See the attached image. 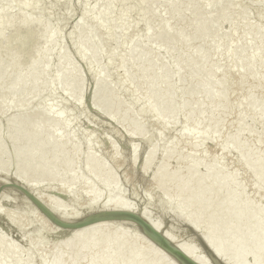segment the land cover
I'll list each match as a JSON object with an SVG mask.
<instances>
[{
  "label": "bare ground",
  "instance_id": "bare-ground-1",
  "mask_svg": "<svg viewBox=\"0 0 264 264\" xmlns=\"http://www.w3.org/2000/svg\"><path fill=\"white\" fill-rule=\"evenodd\" d=\"M155 1L156 0H153L152 3L146 4L137 2L134 4L129 3L127 4L128 6L121 10L115 9L116 11L110 7L112 6L111 4L108 5L109 7H106L104 12L107 13L108 16H115L118 14H124L128 16L129 14L131 15L132 12L138 11L142 12L141 16H152L154 21L160 22L159 26L151 28V35H149L150 27L148 25L143 27V33L147 34L146 41L142 44L137 43L135 40L132 41L131 45L125 50V55L122 62L125 64L127 61H131L135 54L143 53L148 47L153 46L156 42H164L166 44L165 48H162L163 51L159 50L155 54H147V56L136 62H133V67L142 72L144 68L149 65H155V63L157 64L161 61L175 59L177 55L175 48L184 46V27L186 25L194 24L198 32H206L207 45L199 50L190 49L187 52L188 56L185 57L181 63V68L184 71H189L196 64H194V62H200L199 65L201 69H211V73L214 75V77L212 78V81L205 86L204 94L199 97L193 96V99L189 105L185 106L183 109L174 110L173 106L175 103L184 99V90H186L188 84H190V87L194 89L200 88L203 85V82H205L204 77H206V73L204 72L192 79L190 75L172 72L171 70H152L145 75H141L143 81L142 85L135 89L132 96L124 103L125 111L123 114L117 116L116 120L111 118V115L113 112H116V109H120L122 107V103L117 99L112 104L107 105L103 111H98L99 102H95V100L98 98L95 97L91 101V97L88 100V108L97 114L98 119L96 122H94V124L87 125V128L99 132L103 128L104 124L107 123L110 127H114V129H116L117 135L111 137L110 141H108L106 138L96 140L93 137L83 143L80 140H74L73 142L61 148L60 151L64 149L65 151L72 153L71 146L77 143L78 146L80 145V147L75 150V153H77L80 148L82 149L90 142L89 145L97 144L100 146V148H104L106 150V153L101 152L100 150L93 151L92 156L90 155V158L89 156L81 158L78 157L79 166L85 170V173L83 172L82 175L83 178L75 177L76 173L73 175L72 169L75 168L74 166L69 167V173L66 175L55 174L57 170L65 169V167L60 168V165L65 163L63 159H66L70 153H66L65 155L55 154L52 158L47 156V150L39 152L38 146L37 148L30 146L31 141L34 138L29 136V133L32 130H34L36 134L39 135L44 132L49 134L42 145L47 143L53 136L58 138V141L56 140L57 143L64 138V131L49 128L43 124L28 127L25 134L29 136V138L27 137L28 139L25 138L23 140L22 138L25 134L19 138L20 149L13 155L11 164L2 172H0V198L6 193L12 194L17 205L25 209L26 217L30 223L34 224V215L36 214V211H38L41 215H43V218L45 219L46 223L51 226L52 230L57 231L60 238L66 236L69 237V242H57L54 247L50 248L53 249L58 247L61 250H64L67 255L71 256L70 259H65L64 264H82L78 262L80 260H83L85 262L84 264H125V262H127V264H140L142 260H145L144 264H153V255L145 253L148 251H157L161 253L163 259L166 260L168 264H176L175 262L168 260V252L169 254H172L171 252H173L178 257V259L176 257V260L179 262V264H189L180 255V253L176 251V245L179 248L184 249V251L190 255V259L199 261L201 264H203L202 258L203 260L210 261L211 264H221L220 261L225 264H229V262H231V264H246L251 259V255L245 254V249L247 251V249L251 247V253L257 254L260 252L259 244L262 243V248H264V234H258L255 236L257 231L264 233V213L261 210L259 211L257 225L253 228L243 230L235 237L236 240L241 235H243L245 239L252 240L255 244H241L233 251V253L228 255L225 254V256L228 257L227 260H225L224 256L217 255L216 251L210 247L208 241L205 239V235H210L215 240L219 248L227 246L229 242H219L221 231L231 225H241L245 217L240 213L233 215L224 214L221 212H210L204 218H200L199 212L204 207V204H206L207 200L210 197L215 196L223 186L234 185L233 187H229L227 192L219 199L218 207L222 208L230 204L235 208H240V210H246L250 206L246 203L247 201L244 197H241L237 201H232L235 193L245 190L242 185L235 184V181L238 178L244 181L248 179L250 181L249 191L252 190L257 194L261 193L260 195L264 197V162L248 160L249 145L239 135L233 136L234 144L231 148L228 150H224L222 148L218 149V144L216 142H219L221 137L220 135H217V133H221L219 126L223 123L222 121L225 118V115L226 118L228 117L230 113L229 109L226 113L224 110L223 114L218 116L214 114V112H201L193 117H189L187 120L184 119V115L196 105L206 103L210 106H215L219 100H222L221 96L218 98V94H216L218 93L217 91H221V89L234 78L244 79L254 83L264 82V73L249 71L252 65L256 63H262L264 61V50L258 51V47L260 46L261 42L264 41V35H262L260 27V20L256 21L255 25H251L250 27L244 29L242 28V25L248 20V12H244V14H242V16L237 21L236 25L229 28L226 33L219 35L220 28L225 25L227 26L230 23L231 18H217V20L209 26L206 23V20L218 15L225 9L230 10L233 0H218L215 4H213L214 7L211 10L201 7L198 8L192 15L182 14L179 17L178 29H174L173 26L167 20H164L162 16L152 14L151 11L153 10L152 8ZM185 1L187 3L192 2V0ZM197 1L199 2L200 0ZM8 2L12 3L11 8L6 12H0V24L3 26L0 27V33L7 31L9 38L14 36V34L19 31L22 26L32 25L34 21L39 22L43 20L44 31H47V25L49 23H52L55 27V35H53L52 31H47L48 39L39 42L38 55L34 57L35 63L33 64L32 60H29L24 66V68H31L34 67L37 62V67L42 68L46 65L49 66V70L47 69L42 75H38L37 77H28L23 82L25 84L28 82L31 85V80H33L35 85H39L40 82H43L47 76L55 72L60 64L62 57L56 54L63 48L64 45L63 36H65V27L68 17L65 12L59 11L60 2L55 0H0V6L6 5ZM263 3L264 0H257L255 6L261 5ZM52 4L56 5L54 9L47 7V5ZM26 5H31V7H27ZM37 5H39V7H37ZM171 11L175 12L176 8H172ZM262 14H264V10ZM201 16H203V18H201ZM48 17H55V19L50 21ZM80 24L81 22L77 24L78 28L80 27ZM36 27L40 28L41 25L36 23ZM128 34V31L124 33L125 39ZM175 35H177L176 41L173 40V36ZM137 36L138 35L135 34L132 37L137 38ZM235 36H238L240 39L248 38L251 40V43H234L233 41ZM87 40H98L95 28L90 30ZM191 40L197 41L198 36L194 35ZM121 47V40H117L113 45V48L117 50ZM232 49L238 51L244 50L249 54L244 58L231 56L229 58L222 59V61L219 63H213L210 59V57L216 52ZM84 52L85 51L83 50L82 53ZM2 54L10 57L5 61V63L1 65L3 69L10 67L11 73L19 69L20 71L24 69H21L15 62L14 63L17 65V67H11L13 58L10 51V39H5L0 36V55ZM55 56H57L58 59L56 60V67L53 68V58ZM106 57L107 56L105 54H102L101 56V58ZM99 60L100 58H98L97 55H92L87 60H83L84 62L82 65L95 67ZM230 62L237 63L235 70L229 72L228 74H222L221 72L223 67ZM122 66L123 68L119 73L121 80L128 78L129 70L132 67L130 65L124 66L123 64ZM80 68V66L79 68L76 67L74 68V71L78 72ZM100 68L101 71L107 70L106 64H102ZM240 68H243L244 71H239ZM10 75L7 78L8 81H11L14 78ZM94 76L95 73L90 71L84 76L78 78L77 82L75 83L65 81H60L59 83L55 82L52 86L58 85L63 90L71 91L75 94V97L71 101L62 104L58 109L47 108L44 110L35 111L34 108H30L23 115L16 117L15 123L17 121L22 122L29 116H33L39 121L45 120V124L52 123L53 120H56L60 116L63 109L67 106L78 107L82 104L84 80L92 79ZM225 77H227L226 81ZM162 79L169 80V86L164 94H161L156 98L154 96L155 83ZM2 80L3 78L0 76V82ZM176 90H178V93L175 97L172 95V92ZM106 92H108V94ZM98 93V96L102 93H106L108 95L104 98L106 99L112 94V97L119 95L121 93V87L119 84L116 85L110 83L105 85ZM139 99H142L145 103L153 102L155 100L154 103L156 108L152 119L155 124L161 123L165 119L171 118L169 116H172L170 126L166 127L168 131L183 123L191 124V128H189L187 132H181L177 138L185 137L188 139H195L197 143L190 147V156L177 160L178 164L186 162L184 169L174 170L173 174L168 179L161 180V177L164 176L167 170L165 162L161 163L160 165H153L149 160H146L141 162L140 165L138 164L139 153L143 152V150L139 149V146H137L138 151L136 147V153L138 154V156H136L137 159L133 158L135 148L132 147L136 145H131L130 147L125 148V151L128 152V154L125 153L124 148L123 152L121 149L113 146L119 137L120 139H126L129 141L131 140V137H134L141 143L153 138V135L149 134L147 131L143 133L141 129H137L136 131H132L130 129L127 130V127L125 126H141L140 122L137 120L131 122L127 120L132 112L133 105ZM255 101V96L247 97L246 103L249 105L250 109L248 113L242 115L239 118L238 127L240 130H247L256 124L258 128L253 134V137L259 139L264 136V120L258 119L262 112V104L256 105ZM21 107L22 95L21 93H16V100L10 106V108L4 111L3 117L6 118V114H9L12 110H17ZM158 107L160 109L159 112H157ZM171 113H178L180 117L179 121L173 119V114ZM157 116L163 118L158 119ZM121 117H125L124 121L126 119L127 122L121 123L118 121V119ZM73 119L75 118L69 117L66 120L67 122H71ZM84 120V118H81V122H79L84 124ZM215 124H218V128L213 129V131L210 129V125ZM77 132L83 133L84 130L78 129ZM58 133L62 134V138L58 137ZM248 133L250 134V132ZM6 135H9L8 132ZM224 139L227 140L228 137H224ZM212 148L215 150L217 149L222 155L228 151L234 152L235 156H232L235 158H232V156L230 157V154L229 159L231 158V163L234 159L233 165L237 168H240L238 172L221 171V159L209 166H199V162L208 156ZM34 149L38 151L40 155L44 154L45 156L46 154L45 159L48 161L60 160V162L51 170H48V168L45 167L43 163L37 164L41 170H35L34 172L33 166L30 164V161H32L34 157H38V153L37 155L32 156V151H34ZM175 149L176 148L174 145L165 148L162 153V159L167 161L169 158L173 157L175 154ZM218 151L217 153H219ZM97 154L100 158H103V154H106L108 157L110 155L113 159L110 160L116 163L119 162V170L113 172L114 176H111V174L108 175L107 182H104L102 185L97 184L103 179V177H106L105 173L107 169L110 171L111 167L102 164L100 162L101 160L97 162ZM225 155L227 154L225 153ZM19 156H22L23 158L21 160H16L15 157L18 158ZM22 166L23 168L28 166V168L25 167L26 169L23 171V173H21L23 169ZM136 166H140V170H137ZM127 167L129 168L128 172L133 175L132 179H137V181H139V187L142 186L149 188L150 185L151 187L154 185L155 193H145V195L143 192H140V190L136 189V185L132 184L130 181L124 182L122 178V172L124 169H127ZM40 172L42 175L41 177H38L37 181H34V178L29 175L32 173L38 174ZM51 173L57 176L55 177L56 182L54 185H51L46 180L48 178V175L46 174ZM177 176L183 177L184 179L191 181V183L188 184L181 181H175L174 178ZM153 177H155V179H153ZM90 178L94 179L96 184L91 183ZM113 178H116L120 183V187L117 188L116 193H114L117 194L116 196L108 192L106 187L108 184H110V182H114L111 181ZM27 179L34 181L35 184H28L26 182ZM39 182H45V184ZM95 186L97 187L95 188ZM33 190L37 192L34 195L32 194ZM163 190H170L171 193L165 197L161 194ZM183 199H186L185 202H182ZM124 202H129L130 204H128L131 205V207H124ZM70 203H72L74 206L73 209H69L70 214L63 215L59 212L63 210H61L58 206H62L63 209L66 210V205ZM261 204L264 207V200L261 202ZM142 205L145 206L142 216L148 219L156 227V229L158 228L161 231L158 236L152 235L151 232H148L144 225L139 223L133 216L129 215L130 212H136L137 215H140V212L143 209ZM45 206L48 207L46 208L47 211H51L56 216H62L61 219L64 221H85L73 225V228L58 225L45 213ZM206 208L211 209L212 205L206 204ZM91 219H93L92 222L89 221ZM87 221L89 222L86 223ZM83 225H85L86 228L92 226V229L89 232L90 234L87 236V238L83 237L85 235L81 229ZM85 227H83V229ZM212 227H215L216 231L212 234H207L209 229ZM12 231L13 230L11 229L4 231V228L2 229V226L0 225V232L6 236L7 234L10 236ZM75 231H77V234L72 236ZM142 231H147L149 233L151 236L149 238H152L151 240L156 242L155 246H149L146 243L140 242L135 236H133V234H141ZM162 233H165L173 240L172 243L174 246L160 236ZM129 235H131V237H129ZM184 238L189 239L190 242H178L179 239ZM18 244H21L20 241ZM90 244L93 245V247H91ZM22 245L27 248L24 243H22ZM86 245L89 246V248H87L88 250L84 249ZM139 252L145 254L140 257L138 256L140 255ZM33 256H35V258L32 264H47V262L50 260L51 263H48L54 264L59 259V257L55 255V262H53V258H51L52 256H48L42 260L43 262L37 263L36 255L33 254ZM259 260L260 257L255 259L256 262Z\"/></svg>",
  "mask_w": 264,
  "mask_h": 264
},
{
  "label": "rangeland",
  "instance_id": "rangeland-1",
  "mask_svg": "<svg viewBox=\"0 0 264 264\" xmlns=\"http://www.w3.org/2000/svg\"><path fill=\"white\" fill-rule=\"evenodd\" d=\"M55 1L60 2L59 11L65 12L67 17H68L66 27H65V36H63L64 45H63V48L56 54V55L62 57L60 64L57 67V70L55 72H53L52 74H50L49 76H47L45 78V79H48L49 81L50 80L51 81H50L49 86L46 89L47 92L44 95H42L41 98H40V96L38 97V95H39L38 88H37L38 85L36 86V89L29 88L26 91L23 90L21 92L22 107L17 109V110H12L9 114H7V117L3 119L4 111L6 109L10 108V106L16 100V93L18 92L17 91L18 87L21 88L24 80L28 77L21 80L18 84V87L11 90V92L15 96V99L8 104V107H6L5 110L1 111L2 120L4 122L10 123L12 120L11 119L12 115L21 111V109L26 104H28L30 106L28 109H30V108L35 109V107H38L40 105H42L41 107H43V105L44 106L46 105L44 109H47V108L58 109L62 104L66 103L68 101H71L75 97V94L72 93L71 91L61 89L58 85H55V86H52V85L55 82L59 83L60 81L61 82L65 81V82L75 83V82H77L78 78L84 76L86 73H88L90 71H93L95 73V76L92 79H89V80L85 79L84 80V91L82 93V101H83L82 104L78 107L67 106L66 108L63 109V111L70 110V113L68 115H66V117L63 120H60V116H61L60 115L56 120H53L52 123L43 124V125L47 126L49 128H54V129H59V130L64 131L65 136L60 141V142H62V141L66 142L67 141L64 146L68 145L69 143L73 142L74 140H80L83 143V142L87 141V139H90L91 137L95 138L96 140H101V139L106 138L108 141H110L111 137L116 136L117 133H116V129H114V127L113 128L110 127L107 123L104 124L103 128L99 132L87 128V125L94 124V122H96L98 119L97 114L88 108L87 102L90 98L88 99L87 94L90 91L92 84L93 83L95 84V82L98 78H101L102 80L107 79V82H109V83H113L116 85L119 84L121 87V93L119 94V96L122 97L124 100L120 101L119 99H117L119 102L122 103V107L119 109V111H116L115 113H119L118 115L123 114L125 111L124 103L132 96V94L134 93V90L139 88L142 85L143 81H142L141 75L142 74L145 75L148 73V71H144V70L141 72L140 70H137L135 67L132 66V63L136 62L134 60H135V57L137 54H135V56L133 57V59L131 61H127L124 64L122 61L124 59L125 50L127 49V47H129L131 45L132 41H134V40L139 44H142L146 41L147 34H144L143 30H142L145 25H148L150 28H155V27L159 26L160 22L154 21L153 20L154 18L152 16L151 17L141 16L142 12H138V11H134L131 13V15L129 14L128 16L124 15V14H118L115 16L114 15L108 16L107 13H105L104 11L106 10V7H109L108 6L109 4H111L113 6V7L112 6H110V7L113 8L114 10L115 9L121 10V9L125 8L126 6H128L127 4H129V3L134 4L135 2H137V3L146 4V3H152L153 0H55ZM174 1L175 0H156L154 2V6L152 8L153 10L151 12L154 15L162 16L163 19L167 20L173 26L174 29H178L179 17L177 19H174L173 16L175 13L180 12L181 15L182 14L192 15V14H194V12L198 8H201V7L207 8L206 5H207V2L209 0H200L199 2L197 0H192V2H189V3H187L185 0H181V2L177 5H175L173 3ZM217 1L218 0H216V2ZM216 2H214L212 4H215ZM256 2H257V0H246V1L233 0V4H232L230 10L225 9V10L221 11L218 15L213 16L211 18L216 17V20H217V18L218 19H225L226 17H230L231 18V21H230L231 26L229 27V25H230V23H229L227 26L225 25L222 28H220L219 31L223 30L225 27L227 29H229L232 26L237 24V21L242 16L241 15L239 18H237L240 14V10H237V9L239 7H243V13L242 14H244V12H248V20L246 23H244L242 25V28H244V29L248 28L251 25H253V23L248 24V22H250V19L255 20V22L260 20V17L262 15L263 10H264V7H262V6H264V3L261 5L255 6ZM8 4H10L9 7H7L6 5H1L0 6V12H6L7 10H9L11 8L12 3L8 2ZM163 5H166V6H163ZM4 6H5V8H4ZM85 6H87V7H85ZM172 8H176V11L172 12L171 11ZM233 12H235L234 16H233ZM82 17H83V23H81L80 27L78 28L77 24L81 21ZM234 17L237 19L234 20ZM201 18H203V16H201ZM208 19H210V18H208ZM208 19L206 20L207 24H208V22H207ZM233 20L235 22H233ZM101 21H102V23H101ZM134 21H136V22H134ZM208 26H209V24H208ZM93 28H95V30H96L98 40H94V41L87 40L89 32ZM184 28H185L184 29V35H185L184 46L175 48L177 51V55H176L175 59L158 62L156 65H160V64L166 65L163 68L159 67V69L171 70L172 72L182 73L184 75H190L189 72H191V69H193V67L189 71L188 70L184 71L181 68V63L183 62V60L177 63L176 62V59L178 58L177 56L178 55L180 56L182 53L186 54L190 49H197V46H199L198 43H200V42H198V40L199 41L201 40V43H203V47L206 46L207 45V39H206V36L204 39L199 38V35L202 32H198L196 30V27L194 24L186 25ZM126 31H128L129 34L127 35V37L125 36L126 37V39H125L124 33ZM115 33L118 34V37L112 41V36ZM224 33H226V32H224ZM135 34L138 35L137 38L132 37ZM194 35L198 36L197 41L191 40V38ZM219 35H220V33H219ZM99 38H100V40H99ZM117 40H121V42H122V47L118 50L113 48V45ZM173 40L174 41L177 40V35L173 36ZM188 40H190V42H191L190 45L187 44ZM242 40L243 39H240L238 36H235L233 42L243 44V42H241ZM160 43L164 44L160 49L153 47V46H156V44H160ZM263 43H264V41H262L260 45H262ZM153 46L148 47L146 51H144L143 53H138V55L139 54L142 55L144 53H145L144 55L155 54L156 52H158L162 48H165L166 44L164 42H156ZM92 47H94L96 50L90 51V49ZM83 50L85 51L84 53H82ZM233 50H235V49L226 50L229 55H226L224 57H220L219 54L222 53L221 51L225 52V50H221V51L213 54L210 57V59L212 60L213 63H219L222 61V59H226V58L233 56L232 55ZM235 51L237 52L238 50H235ZM238 52H243V51L239 50ZM102 54H105L107 57L101 58ZM92 55H97V57L100 58V60L96 64V66L90 67L87 65H82V63L84 62L83 60H87ZM70 56H71V58H69ZM8 58H10V57H8ZM241 58H244V57H241ZM57 59H58L57 56H55L53 58V68L56 67V60ZM2 64L3 63H0V76L3 78V80L0 82V93H2V95H4L3 93H5V89L11 88V86H10L11 82L14 81L16 77L13 80L8 81L7 78L11 74L10 67L7 69H3V67L1 66ZM37 64H38V62L34 65V67L24 68L20 72L26 71V69H29L27 71L32 72V74L29 75V77H37L38 75H42L43 72H45L47 69L49 70L48 65L41 68V67H37ZM102 64H106L107 70L101 71L100 66ZM122 64L124 66H128V65L132 66L131 69L129 70L130 78L128 76V78H126V79H122V80L120 79L119 73L123 68ZM236 65H237L236 62L228 63L227 65H225L223 67V70L221 73L222 74H228L229 72L235 70ZM79 66L81 68L78 70V72L74 71V68H76V67L79 68ZM11 67H13V68L17 67V65L14 63L13 60H12ZM225 67H226V70H224ZM252 67H254L256 69V71H254V72L264 73V61L262 63H256V64L252 65L249 69L250 72H252L254 70ZM199 68H200V66H199ZM200 70H202L206 73V77H211V78L214 77V75L211 73L210 68H205L204 70L200 68ZM149 72H151V71H149ZM133 79L138 82V87L134 86L133 83H135V81ZM42 83L43 82H41V84ZM132 85L134 86L133 88L130 87ZM157 85H158V82L155 83L154 96L156 95V91L158 90ZM168 86L162 94H164L167 91ZM226 86L227 87L230 86L229 87L230 97L228 98V96H226V99H228V100L224 104L223 108L214 110V107L216 105L210 106L206 103H201V104L196 105L195 107L191 108L193 111L197 110V112L193 116H195L196 114L201 113V112H205V113L214 112V114H216L218 116V115L223 114V111L225 109H227V110L229 109L230 113L227 117V123L225 124L223 122L221 124V126H219V128L221 129V134L223 135V138L229 137L233 133L237 132L234 136H237V135L241 136L249 145L248 160H250V161L256 160L258 162L259 161L264 162V136H262L259 139L253 137V134L257 130L258 126L256 124H254L252 127L248 128L247 130H240L238 127L239 118L242 115H245L246 113H248L249 109H250L249 105L246 103L247 97L255 96L256 100H258L260 97H262V99L264 101V95L263 96L260 95L258 93V91H254L250 95H248L247 91H249L250 89H253V88L258 89L259 87H263L264 82L254 83V82H250L248 80L234 78L231 82L227 83L221 89V91L224 90V88ZM200 88H202V87H200ZM200 88H198V89L191 88L194 93L190 94L188 96H186L187 90H184V99L176 102V104H178V108L176 110H180V109H183L185 107V106H180V104L182 103L183 100H185L187 102L186 103V106H187L192 101L193 96H198V97L202 96L204 94V91H203V94H198V90ZM175 92L177 94L178 90H176ZM63 94H66V95L71 94V96L65 97V96H63ZM176 94L173 96L176 97ZM160 95H161V93L159 94V96ZM159 96L156 95V98ZM222 100H219L218 102H220ZM1 103H2V100H0V106H1ZM82 108H84V109H82ZM155 108L156 107H155L154 101L145 103L142 99H139L133 105L132 112L127 119L129 122L134 121V120L139 121L140 125L141 126L143 125L145 127V131H147L149 134L153 135V138L141 143L140 141L136 140L134 137H131L130 141L126 140V139L125 140L120 139V137H119L117 142L113 146L114 147L116 146L117 148L121 149L122 151H123V148L125 151V148L130 147L131 145L139 146L140 147L139 149L143 150V152L139 153V161H138L139 165L141 164V162L146 161V159L142 160V158H144L143 157L144 154L146 156V154L148 155L151 151H154L152 154V155H154V158L152 159V161H151V159H147V160H149L153 165H160L161 163L165 162L167 170H166V173L164 174V176L161 177V180H165V179L170 178V176L173 174L174 170L184 169L186 162H182V163L178 164L177 160L190 156V154H191L190 147L192 145L196 144L197 141L195 139H188L185 137L177 138V136L181 132L185 131V127H184L185 125H187L188 129L191 128L190 123H183L177 127H174L170 131H168L166 127L170 126V123L172 121L171 118H167L164 121H162L161 123L155 124L152 120L153 114L155 113ZM44 109H42V110H44ZM173 109H174V106H173ZM191 109L189 110V112H187L188 116H189V113L191 112ZM26 111H24L23 113H21L19 115H16V117L23 115ZM35 111H37V110L35 109ZM38 111H40V110H38ZM63 111L61 113H63ZM133 112L137 113L140 117L133 119V117H132ZM193 116H191V117H193ZM16 117H13V119H15ZM69 117H72L75 119H73V121H71V122H67L66 119ZM260 117L261 116H259V118H258L259 120H264ZM81 118L85 119L84 124L80 123ZM169 119H171V121H168ZM165 121H167V123H165ZM58 122H60V123L57 124ZM37 125L38 124H36L34 126H37ZM13 126L14 125L11 124V130L13 129ZM9 128H10V124L4 130H2L1 126H0V143H1L0 144V172H2L5 168H7L11 164L13 155L15 154L16 151H18L20 149L19 138L21 136L18 139H14L12 136L13 135L12 133H10L12 135H6V133L9 131L8 130ZM78 129H83L84 132L83 133L77 132ZM162 129L164 130V133H165L163 137H161V135H160V132ZM26 130H25V132H26ZM153 130H155V131L153 132ZM70 132H72L73 136L68 135ZM248 132H250V134ZM161 140H163L165 143L159 142ZM41 142L42 141H40L39 143H41ZM126 142H127V144H126ZM166 142H167V144H166ZM31 143L32 144H30V146L35 147V148H37V146L39 144L38 143L37 145H35L34 138L32 139ZM74 143H76V142H74ZM153 144H155V146H156V151H155V149L154 150L150 149L153 146ZM11 145L14 147L12 152L9 150V147ZM171 145H174L175 148L177 149V151L182 152V154L179 155V158H176L175 162L173 161L174 156L169 158L167 161H164L162 159L163 151L165 150V148H167L168 146H171ZM64 146H62V147H64ZM163 146H165V147H163ZM61 148H60V150H61ZM82 149H84V148H82ZM176 149H175V152H176ZM98 150L106 153V150L104 148H100V146L95 144L92 147V151H98ZM79 151L80 150H78V152ZM217 151H218L217 149L215 150L214 148H212V150H210L208 156L201 160L204 162H202V163H201V161L199 162V166H209V165H211V164H213L216 161H219L221 159L222 160V166L220 168L221 171L238 172V170L240 168H237L233 165L234 159L232 160V163H231V158L229 159L230 154H231L230 157L232 155L235 156L234 152L228 151L229 153L225 152L227 155H225V153H224V155H222L219 151H218L219 153H217ZM32 152H34V151H32ZM57 153H55V154H57ZM125 153L128 154V152H126V151H125ZM54 155H52V156H54ZM233 156H232V158H235ZM48 157H50V156H48ZM104 157H106V158H104ZM22 158H23L22 156L21 157L19 156L18 158L15 157L16 160H21ZM213 158H217V160H215L211 164L208 163L209 162L208 159H213ZM103 159H105L107 161V163L104 165L111 167L112 170H114V172L119 170V168H118L119 162H117V163L113 162L112 161L113 159L111 158L110 155L108 157L106 154H103ZM110 159H112V160H110ZM223 165L226 166L225 169H222ZM25 167L28 168V166H25ZM24 168H23V170H24ZM140 168H141L140 166L139 167L136 166L137 170H140ZM35 170H41V168L37 167V169H35ZM128 170H129V168L127 167V169H124V171L122 172V178H123L124 182L130 181L132 184L136 185V187H135L136 189L140 190V192H143L144 194L145 193L151 194L152 192L155 193L154 185H152L153 187H151V185H150L149 188L142 187V186L139 187L138 186L140 184L139 181H137V179H132L133 175L130 172H128ZM174 179H175V181H181V182L188 183V184L191 183V181L186 180L183 177H179V176L175 177ZM249 183H250V181L248 179H246L244 181V180L238 178L236 181V184L242 185V187H244L245 190L242 192H239V193H235L233 196V198L236 197V199H234L233 201H237L241 197H244L246 199V201H247L246 203L250 206L246 210H244V209L240 210V208H235L232 205L224 206L222 208L218 207L219 206L218 205L219 199L227 192L229 187L234 186V185H232V186L228 185V186H226L227 188H226V191L223 193V195H221L218 198H215V196H212L207 200L206 204L212 205L211 209H207L206 204H204V207L199 212L200 218H204L210 212H221L224 214H233V215L240 213V214H243L245 216L243 223L241 225H239V226L231 225V226H228L227 228H225L221 231V236H220L219 242L220 243L229 242V244L227 246L220 248V250L226 255L233 253V251L243 243H246L248 245L255 244L254 241L245 239L243 235H241L239 238H237L235 240V237L240 232H242L245 229L253 228L257 225V223H258L257 219H258L260 210L263 211V213H264V207L261 204V202L264 200V197L262 195H260L261 193L257 194L256 192H254L252 190L249 191ZM0 192H1V188H0ZM168 193L170 194L171 191L170 190H163L161 192V194L163 196H165V194L168 196ZM185 200L186 199H183L182 202H185ZM142 207H143L142 210H144L145 206L142 205ZM89 221L92 222L93 219H91ZM89 221H87L86 223H88ZM83 227H85V225H83L81 228L83 230V233L85 234L83 237L87 238V236L90 233H88L86 231L90 232L92 229L91 228L92 226H90L88 228L85 227L84 229H83ZM211 229H213V231L210 233L208 232L207 234H212L213 232L216 231L215 227H212ZM211 229H209V230H211ZM12 232H14V231H12ZM76 234H77V231H75L72 234V236H75ZM133 236H135L138 239V241L146 243L149 246H155V244H156V242L154 240H151L152 238H149L151 236L149 235V233L147 231H144V232L142 231L141 234H137V235L133 234ZM129 237H131V235H129ZM98 240H101V239H98ZM178 242L189 243L190 241H189V239L184 238V239H179ZM171 253L172 254H169V252H168V260L175 262L176 264H179V262H177V260H176L177 256L175 255V253H173V252H171ZM261 254H262V256L260 257V260L258 261L259 263L256 262L254 264H261V262L264 261V250L261 251ZM177 259H178V257H177ZM48 262L51 263V260ZM48 262H47V264H49ZM78 262H80L82 264L85 263L83 260H80ZM252 262H253V260L252 261L249 260L246 264H252Z\"/></svg>",
  "mask_w": 264,
  "mask_h": 264
},
{
  "label": "water",
  "instance_id": "water-1",
  "mask_svg": "<svg viewBox=\"0 0 264 264\" xmlns=\"http://www.w3.org/2000/svg\"><path fill=\"white\" fill-rule=\"evenodd\" d=\"M181 2V0H175L173 3L175 4V5H177V4H179ZM214 2H216V0H209L208 2H207V4L208 3H214ZM6 6L7 7H9L10 6V4H6ZM262 7H264V6H262ZM4 8H5V6H4ZM238 8V7H237ZM237 10H240V14H239V16L237 17V18H239L241 15H242V13H243V7H239ZM236 10V11H237ZM191 11V10H190ZM189 11V12H190ZM235 11V12H236ZM235 12H233V16L235 15ZM226 15V14H225ZM224 15V16H225ZM181 16V13L180 12H177V13H175L174 14V19H177L178 17H180ZM251 17V16H250ZM237 18H235L234 17V20H236ZM233 20V22H235ZM216 21V17L215 18H210V19H208V24L209 25H211V24H213L214 22ZM252 21L253 20H251L250 19V22H248V24H251L252 23ZM231 26V23H230V25H229V27ZM227 28L225 27L223 30H221V31H219V33H220V35L221 34H223L224 32H227ZM205 36H206V32L205 31H202V33L199 35V38L200 39H204L205 38ZM118 37V34L117 33H115L113 36H112V41L113 40H115L116 38ZM249 40L250 39H243L241 42H243V44L245 43V44H247L248 42H249ZM198 42H200V43H198L199 44V46H197V50H199V49H201V48H203V43H201V40L199 41L198 40ZM187 44L188 45H190L191 44V42H190V40H188V42H187ZM164 44L163 43H160V44H156V46H155V48H161L162 46H163ZM96 49L94 48V47H92L91 49H90V51H95ZM262 50H264V43L262 44V45H260L259 47H258V51H262ZM222 53H220L219 54V56L220 57H224V56H226V55H229L228 53H227V51L225 50V52H223V51H221ZM244 52V53H243ZM243 52H236L235 50H233L232 51V55L233 56H237V57H239V58H241V57H245V56H247L249 53L247 52V51H244L243 50ZM89 54V53H88ZM145 54V53H144ZM144 54H137L136 55V57H135V60L134 61H138V60H140L141 58H143V57H145V56H147V55H144ZM187 54V53H186ZM186 54H184V53H182L180 56L178 55L177 57V59H176V62L178 63V62H180V61H182V60H184L185 59V57H187L188 55H186ZM218 54V53H217ZM69 58H71V56L69 57ZM8 59V57L7 56H5V55H1L0 56V63H4L6 60ZM196 63V64H195ZM194 66H193V69H191V72H189V74L191 75V77L192 78H196L198 75H200V74H202V73H204V71H202V70H200V68H199V64H200V62H194ZM164 66H166L165 64H160V65H156V63H155V65H149V66H147L146 68H144V71H152V70H154V69H159V67H161V68H163ZM254 70L252 71V72H254V71H256V69L254 68V67H252ZM27 70H29V69H26V71H22V72H20V69L19 70H17V71H15V72H13V73H11V75L10 76H13L14 78H15V80L14 81H12L11 82V88L10 89H5V93H3L4 95H2V93H0V100H2V103H1V106H0V126H1V129L2 130H4V129H6L8 126H9V124H10V128L8 129L9 131H8V134L9 135H12L13 136V138L14 139H18L20 136H23L24 134H25V130L28 128V127H33L34 125H36V124H45L46 123V121L45 120H42V121H39V120H37V119H35L33 116L32 117H28V118H25L22 122H20V121H17L16 123H15V121H16V118L15 119H13V117H16V115H19V114H21V113H23L24 111H26V110H28V108L30 107L28 104H26L22 109H21V111H19L18 113H15L14 115H12V117H11V122L9 123V122H4L3 120H2V117H1V111H3V110H5L6 109V107H8V104L10 103V102H12L14 99H15V96L13 95V93L11 92V90H13V89H15L16 87H18V84H19V82L21 81V80H23L24 78H26V77H29V75H31L32 74V72H30V71H27ZM223 70V69H222ZM224 70H226V67H225V69ZM133 77V76H132ZM13 78V79H14ZM12 79V80H13ZM109 79V78H108ZM134 80V79H133ZM51 81V80H50ZM50 81L48 80V79H45V81L43 80V83L41 84V82H40V84L38 85V92H39V95H38V97L40 96V98L42 97V95H44L46 92H47V87L49 86V84H50ZM135 81V83H133L134 84V86L135 87H138V82L136 81V80H134ZM204 81L205 82H203V85L201 86L202 88H200L199 90H198V94H203V91H204V89H205V86L207 85V84H209L211 81H212V78L211 77H204ZM73 82V81H72ZM169 80H165V79H162L161 81H158V90L156 91V95L157 96H159V94L161 93H163L164 91H165V89L167 88V86L169 85ZM31 85L27 82L26 84L25 83H23L22 84V87L21 88H19L18 87V89H17V93H21L22 92V90L24 89V91H26L27 89H29V88H33V89H36V85H35V83H34V81L33 80H31ZM107 84H110V83H108L107 82V79L106 80H102L101 78H98L97 80H96V82H95V84L93 83L92 84V87H91V89H90V91L88 92V94H87V96H88V99L89 98H91L90 100L92 101V99L93 98H98L97 100H95V102H99V106H98V111H103L104 110V108L107 106V105H110V104H112L114 101H115V99H119L120 101H123L124 99L122 98V97H120L119 95H117V96H113L112 97V95L111 96H109V97H107L106 99H104L106 96H108L107 94H108V92H106V93H102L101 95H99L98 96V92L105 86V85H107ZM133 85L132 86H130L131 88H133L134 87ZM230 87V86H229ZM229 87H225L224 88V90H222V91H217L218 93H216V94H218L217 96H218V98H220L219 96H221L222 97V101H220V102H218L217 104H216V106L214 107V110L215 109H221V108H223V106H224V104L226 103V101L228 100V99H226V96H228V98L230 97V89H229ZM192 87H190V84H188V86H187V88H186V96H188V95H190V94H193L194 92L192 91V89H191ZM114 90V89H113ZM115 91V90H114ZM254 91H258V93L260 94V95H264V86L263 87H259L258 89L257 88H253V89H250L249 91H247L248 92V95H250V94H252ZM37 92V93H38ZM98 93V94H97ZM176 94V92L175 91H173L172 92V95H175ZM156 95H155V97H156ZM63 96H65V97H67V96H71V94L70 95H66V94H63ZM98 96V97H97ZM3 98V99H2ZM225 99V100H224ZM230 100V99H229ZM154 102H155V100H154ZM186 101L185 100H183L182 101V103L180 104V106H186ZM255 103H256V105H261L262 107H261V110H262V112H261V117L260 118H262V116H264V101H263V99H262V97H260L258 100H256L255 101ZM247 105V104H246ZM42 105H40V106H38V107H35V109L38 111V110H42V109H44L45 108V106L43 105V107H41ZM168 106V105H167ZM178 108V104H176L175 103V105H174V110H176ZM82 109H84V108H82ZM201 110V109H200ZM199 110V111H200ZM116 111H119V108L118 109H116ZM121 111V110H120ZM198 111V112H199ZM173 112H175V111H173ZM197 112V110H192L191 109V112L189 113V116L191 117V116H193L195 113ZM70 113V110H66V111H63V113H61L60 115V120H63L65 117H66V115H68ZM119 113H115V112H113V114L111 115L112 117L111 118H114L115 120H116V118H117V116H119L118 115ZM171 114H173V113H171ZM7 115V114H6ZM5 115V116H6ZM169 115V114H168ZM132 117H133V119H135V118H139L140 116L137 114V113H134L133 112V115H132ZM169 117H171L172 118V116H169ZM44 118V117H43ZM124 118L125 117H121V118H119L118 119V121H120L121 123H126L127 122V120L125 119V121H124ZM3 119H4V117H3ZM168 121H171V119H169ZM14 123V126H13V129L11 130V124H13ZM60 122H58L57 124H59ZM63 125V124H62ZM216 125V126H215ZM215 125H210V129L211 130H213V129H215V128H218V124H215ZM126 127H127V130L128 129H130V130H132V131H136L137 129L138 130H142V132L144 133L145 132V127L142 125V126H139V125H134L133 127H130L129 125L127 126V125H125ZM187 126V125H186ZM221 126V125H220ZM185 127V126H184ZM71 131V130H70ZM214 131V130H213ZM15 132V133H14ZM10 133H12V134H10ZM237 133V132H236ZM236 133H233L231 136H234ZM30 135L29 136H31V137H34V142H35V145H37L40 141H42L41 143H39L38 144V151L39 152H41V151H45V150H47L46 151V154L48 155V156H52V155H54L55 153H57V154H60V155H65L66 153H70V152H68V151H65L64 149L62 150V151H60L59 152V150H60V148L62 147V146H64L65 144H66V142H56V140L58 139V138H55L54 136L47 142V143H45L44 145H42V143L47 139V137L49 136V134L48 133H46V132H44V133H42V135H39V134H36V132L34 131V130H32V131H30V133H29ZM59 135H58V137H60V138H62V134H60V133H58ZM68 135H70V136H73V134H72V132H70ZM11 136V137H12ZM29 136H27L26 134L24 135V137L22 138L23 140L25 139V138H29ZM27 138V139H28ZM87 140H90V139H87ZM58 141V140H57ZM159 142H164L163 140H161V141H159ZM90 143V142H89ZM89 143L86 145V146H84L83 148L84 149H79L80 151L79 152H77L76 154H75V150L78 148V147H80V145L78 146L77 144H75V145H72L71 146V148H72V153H70V155L66 158V159H63V161L65 162V163H63L62 165H60V168H64L65 167V169L64 170H57L56 172H55V174L56 175H66V174H68L69 173V167H75V168H73L72 170H73V175L75 174V177H77V178H83V172L85 173V170H84V168H82V167H80L79 166V164H78V157L79 158H81V157H85V156H89V158L92 156V153H93V151H92V147L94 146V145H89ZM165 143V142H164ZM32 144V143H31ZM166 144H167V142H166ZM42 145V146H41ZM132 147H134L135 149H134V154H133V158L134 159H137V157L136 156H138V154L136 153V147L137 146H132ZM163 147H165V146H163ZM50 148V149H49ZM13 149H14V147L11 145L10 147H9V150L12 152L13 151ZM48 149H49V151H48ZM150 149H155V151H156V146H155V144H153V146L150 148ZM164 150V149H163ZM38 151H36V150H34V152H33V154H32V156L33 155H37V153H38ZM118 151V150H117ZM137 151H138V147H137ZM153 152L154 151H151L148 155L146 154V156H145V154L143 155V157L144 158H142V160H144V159H151V161H152V159L154 158V155H152L153 154ZM46 154H45V156H44V154L43 155H40L39 153H38V157L36 156V157H34V159L32 160V161H30V164L33 166V169H34V172H35V169H37V164H41V163H43V165L45 166V167H47L48 168V170H51L52 168H54L59 162H60V160H51V161H48L47 159H45V157H46ZM180 154H182V152L180 151H177V149H176V152H175V155H174V158H173V161L175 162V160H176V158H179V155ZM91 155V156H90ZM173 156V155H172ZM6 158V157H5ZM52 158H53V156H52ZM96 158H97V162L99 161V160H101L100 162L102 163V164H106L107 163V161L105 160V159H103V158H100L99 157V155L97 154L96 155ZM4 159V158H3ZM209 160V162L208 163H213L215 160H217V158H213V159H208ZM7 161V160H6ZM8 162V161H7ZM202 162H204V161H201V163ZM200 163V164H201ZM77 164V165H76ZM76 165V166H75ZM24 166V165H23ZM23 166H22V168H23ZM226 168V166L225 165H223V167H222V169H225ZM110 169V168H109ZM24 170H25V168H24ZM23 169H22V172L21 173H23V171H24ZM113 172H114V170H112V168L110 169V171L107 169V171H106V173H105V176L106 177H103V179L100 181V182H98V184L97 185H102L104 182H107V176L108 175H110L111 174V176H114V174H113ZM21 175V174H20ZM29 175H31L32 176V178H34V181H37V179H38V177H41V175H42V173L40 172V173H38V174H29ZM46 175H48V178L46 179L47 181H48V183H50L51 185H54L55 184V182H56V179H55V177H57L56 175H53V173H51V174H46ZM116 176V175H115ZM91 179V178H90ZM96 180V179H95ZM34 181H32V180H30V179H27V183L28 184H30V185H33V184H35V182ZM111 181H114L113 183L112 182H110V184H108L106 187H107V190H108V192H110L111 194H114V193H116V189L117 188H119L120 186H119V181L116 179V178H113ZM237 181V180H236ZM236 181H235V184H236ZM64 182V181H63ZM90 182L91 183H95V181H94V179H91L90 180ZM39 183H44L45 184V182H39ZM96 184V183H95ZM97 186H95V188H96ZM226 186H223L222 188H220V190L218 191V193L215 195V198H218V197H220L221 195H223V193L226 191ZM94 190V189H93ZM168 192V191H167ZM35 193H37L36 191H34L33 190V195L35 194ZM169 194V193H168ZM117 194H114V196H116ZM167 195L165 194V197H166ZM98 199V198H97ZM234 199H236V197H234L233 199H232V201L234 200ZM126 201V200H125ZM127 203H129V202H127ZM174 203V202H173ZM180 203V202H179ZM42 204V203H41ZM130 204V203H129ZM8 205V206H7ZM230 205V204H229ZM229 205H227V206H229ZM44 206V205H43ZM176 206V205H175ZM8 207V208H7ZM61 210H63V211H59L60 213H62L63 215H68V214H70V210L71 209H73L74 208V206H73V204L72 203H70V204H67L66 205V207H67V209L66 210H64L63 209V207L62 206H58ZM45 209L46 208H48V207H44ZM0 209H2V211H0V225L2 226V229L4 228V231L5 230H8V229H11V230H13L14 232H12V235H10V236H8L9 234H7V236L6 235H4L3 233H1L0 232V264H32L33 262H34V258H35V256H33V254H35L36 255V261H37V263H39V262H43L42 260L43 259H45L46 257H48V256H52L51 258H53V262H55V255L57 256V257H59V259H58V261L57 262H55L54 264H64V262H65V259H70L71 258V256L70 255H67V253L64 251V250H61L60 248H58V247H56V248H53V249H50V248H52V247H54L55 245H56V243L57 242H65V243H67V242H69L70 241V239H69V237L68 236H66V237H62V238H60V236L58 235V233H57V231H53L52 230V228H51V226L49 225V224H47L46 223V221H45V219L43 218V215H41L38 211H36V214L34 215L35 216V222H34V224H32V223H30V221L27 219V217H26V213H25V209L23 208V207H20L19 205H17V203L15 202V198H13V195L12 194H4L1 198H0ZM70 209V210H69ZM44 210V209H43ZM49 211V210H48ZM47 211V209H46V211H45V213L48 215V217L52 220V221H54L55 223H57L58 225H62V226H66V227H74L73 225H75V224H77V223H81V222H83V221H85V220H82V221H72V222H67V221H64V220H62L61 219V217L60 216H56V215H54L51 211H49L48 212ZM144 210H141V212H140V215H137V213L136 212H133V213H131L130 212V214L129 215H131V216H133L139 223H141L142 225H144L146 228H147V230H148V232H151V234L152 235H157L158 236V234H160L161 233V231L157 228L156 229V227L148 220V219H146L145 217H143L142 216V212H143ZM59 212H58V214H59ZM127 214V213H126ZM149 214H150V212H149ZM33 216V217H34ZM47 217V216H46ZM48 218V219H49ZM213 231V229H211V230H209L208 232L210 233V232H212ZM86 232H88L89 233V231H86ZM5 233V232H4ZM258 234H264L263 232H261V231H257V233H255V236L256 235H258ZM164 240H166V241H168V242H170V244H172L173 245V240L169 237V236H167L165 233H162V235H160ZM253 236V235H252ZM25 237H27V240L25 239ZM20 241V243L21 244H18V242ZM239 241V240H238ZM22 243H24V245L28 248H25L23 245H22ZM262 244V243H261ZM261 244H259V248H260V252H258L257 254H253V253H251V247L249 248V249H247V251H246V249H245V254H249V255H251V259H250V261H252L253 260V262L254 263H256V261H255V259H258L259 257H261L262 256V254H261V251H263L264 250V248H262L263 246L261 245ZM91 245V244H90ZM129 246V245H128ZM174 246V245H173ZM91 247H93V245H91ZM209 247V246H208ZM249 247V246H248ZM247 247V248H248ZM87 248H89V246H85L84 247V249H86V250H88ZM258 248V249H259ZM63 249V248H62ZM175 249H176V251L178 252V253H180V255L185 259V261H187L189 264H201V263H199V261H195V260H193V259H190V255H188L187 253H186V251H184V249H181V248H179L177 245L175 246ZM44 250V251H43ZM46 250V251H45ZM242 251H244V250H242ZM140 253V252H139ZM146 254H152L153 255V260H152V262H153V264L155 263V264H161V263H163V264H168L167 262H166V260H164L163 259V256L161 255V253H159V252H157V251H148V252H145ZM145 253H140V255H138V256H143ZM145 263V260H142L141 262H140V264H144ZM220 263L221 264H225V263H223L222 261H220ZM259 263V262H258ZM226 264H228V263H226Z\"/></svg>",
  "mask_w": 264,
  "mask_h": 264
},
{
  "label": "snow or ice",
  "instance_id": "snow-or-ice-1",
  "mask_svg": "<svg viewBox=\"0 0 264 264\" xmlns=\"http://www.w3.org/2000/svg\"><path fill=\"white\" fill-rule=\"evenodd\" d=\"M27 7H31V5H26ZM37 7H39V5H37ZM47 7L54 9L56 7V5L52 4V5H47ZM87 7V6H85ZM207 9L211 10L214 5L212 3H208L206 5ZM48 19L51 21L53 19H55V17H48ZM81 23H83V19H81L80 21ZM36 23H39L41 25L40 28L36 27ZM102 23V21H101ZM253 25H255V20L252 21ZM0 27H3L2 24H0ZM260 27H261V32L262 35H264V14L261 15L260 17ZM47 31H52L53 35H55V27L52 23H49L47 25ZM47 31L43 30V20L36 22L34 21V23L32 25H24L20 28L19 31H17L14 36H12L11 38H9L8 36V32L4 31L3 33H0V36H2L5 39H10V51H11V55L13 58V61L19 65V67L21 69L24 68V66L28 63L29 60H32V63H35L34 57L36 55H38V45L40 41L43 40H47L48 36H47ZM149 35H151V28H149ZM249 43H251V40H249ZM46 47V45H45ZM155 47V46H153ZM161 51H163V49H161ZM31 66V65H29ZM239 71H244L243 68H240ZM227 80V77H225V81ZM224 86V85H222ZM160 109L159 107L157 108V112H159ZM227 112V109H225V113ZM158 119H162L163 117L157 116ZM179 114L178 113H174L173 114V119H176L177 121H179ZM184 119L187 120L189 119V116L187 114L184 115ZM262 119H264V116H262ZM225 124L227 123V118L225 115V118L223 119V121ZM165 123H167V121H165ZM155 130H153L154 132ZM185 131H188L187 126L185 125ZM164 130L162 129L160 132L161 137L164 136ZM217 135H220L221 139L219 142H216L218 144V149L222 148L224 150H228L229 148H231L234 144V140L233 137L230 135L228 137L227 140H225L223 138V135L221 133H217ZM153 179H155V177H153ZM124 207H131V205H129L127 202L123 203ZM0 211H2V209H0ZM25 239L27 240V237H25ZM205 239L208 241L210 247H212L215 251L217 255L220 256H224L225 260L228 259L227 256H225V254L220 250V248L217 246L215 240L212 238V236L210 235H205ZM202 262L203 264H211L210 261L207 260H203L202 258ZM125 264H127V262H125ZM229 264H231V262H229ZM252 264H254V262H252ZM261 264H264V261L261 262Z\"/></svg>",
  "mask_w": 264,
  "mask_h": 264
}]
</instances>
